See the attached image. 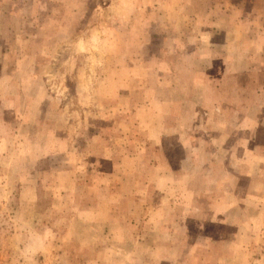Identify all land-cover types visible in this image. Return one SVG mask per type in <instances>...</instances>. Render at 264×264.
I'll return each instance as SVG.
<instances>
[{
	"label": "rangeland",
	"instance_id": "1",
	"mask_svg": "<svg viewBox=\"0 0 264 264\" xmlns=\"http://www.w3.org/2000/svg\"><path fill=\"white\" fill-rule=\"evenodd\" d=\"M0 264H264V0H0Z\"/></svg>",
	"mask_w": 264,
	"mask_h": 264
}]
</instances>
